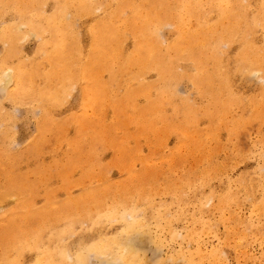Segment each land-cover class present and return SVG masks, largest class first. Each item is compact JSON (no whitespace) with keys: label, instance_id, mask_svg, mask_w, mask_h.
I'll return each instance as SVG.
<instances>
[{"label":"rangeland","instance_id":"rangeland-1","mask_svg":"<svg viewBox=\"0 0 264 264\" xmlns=\"http://www.w3.org/2000/svg\"><path fill=\"white\" fill-rule=\"evenodd\" d=\"M160 1L133 0L124 18L139 29L147 11L158 13L163 18L158 35L167 45L179 32L169 11L180 10L182 2ZM38 2L36 10L51 17L39 30L22 24L13 5L3 7L0 2V63L13 69L6 88L16 91L13 99L0 85V192L10 187L19 193L0 199V264H59L57 247L75 254L82 245L120 236L122 221L105 216L104 222L97 220L109 212L112 199L122 195L141 210L142 223L134 237L143 257H136L137 264H264V27L260 22L254 26L261 17L264 23L263 0H239L230 23H220L217 7L211 9L203 0L200 17L210 31L216 35L233 25V39L222 45L220 69L204 88L192 81L198 71L195 61L178 57L176 69L184 76L173 85V100L164 99L157 111L159 119L155 113L139 118L133 101L125 100L129 90L141 91V81L130 77L139 73L138 64L130 67L131 74L117 76L111 96L102 97L97 112L84 93L94 88L95 78L109 81L108 70L98 67L69 89L64 52L56 43L62 33L54 13L58 0ZM95 2L92 13L74 23L76 47L87 63L93 53L91 27L118 7L116 0ZM18 24L21 29L14 32L16 43L11 46L3 30ZM186 26L190 33L198 28L196 13ZM122 32L124 55L131 54L135 29L123 27ZM250 42L260 66L239 59ZM206 66L214 70L212 61ZM142 80L164 88L155 69ZM157 88L150 90V99L157 98ZM142 93L133 97L140 110L148 102ZM185 104L191 107L186 116ZM82 115L90 120L79 126L76 120ZM153 119L158 129L151 127ZM9 176H17L20 184H9ZM102 196L101 206L97 199ZM76 200H81L80 213ZM58 231L64 234L60 240ZM36 240L34 247L28 245ZM47 247L54 250L52 255L44 254ZM85 251L84 262L96 264V254ZM105 261L125 264L121 259Z\"/></svg>","mask_w":264,"mask_h":264},{"label":"bare ground","instance_id":"bare-ground-1","mask_svg":"<svg viewBox=\"0 0 264 264\" xmlns=\"http://www.w3.org/2000/svg\"><path fill=\"white\" fill-rule=\"evenodd\" d=\"M1 1L3 4V7L5 5L7 6L13 5V8L19 13V15H21V18L23 19L21 23L24 25H27L30 29L39 30L43 26L44 22L46 23L51 22V19H50L51 17L48 18L43 15V11L36 10L37 2L39 0H0V2ZM163 1L164 0H162V2ZM179 1L182 2L180 10L174 11L173 9H171L169 11L174 16V17L171 16L172 19L175 18V21L178 22V25H179L178 35L172 43L170 42L169 44L164 45L163 41L165 40L162 39L164 37H161V35H158L159 26L163 22V18L159 16L158 13L154 15L150 11H147L145 14V21L142 22L141 26H139V29H137L135 28L134 25L131 24V21H129L127 17L124 18L125 8L126 7L131 8L133 4V0H116L118 7L115 10H113L109 14V16H107L105 20L101 21L100 23H96L94 26L91 27V33L93 35V42H94L92 45L93 53L90 55V58L88 60L89 62L87 63V62H82L81 52L76 47V44L78 42V36L74 31V27H75L74 23L76 22L77 18L80 15L84 16V15L91 14L94 6L96 5V2L95 0H58L57 7L54 13H56L55 19L58 21L59 23L58 25H60L59 29H61L62 33H60L61 36L59 35L58 39H56V43L59 41V44H60L59 49L62 52H64L62 56V60L66 63V66H67L65 74L67 77L69 89L71 88L73 84L76 83L78 79L90 78L88 76H93V70L95 72V70L98 67L102 68L103 70H108L111 74L109 81L103 82L99 78H95L96 81L94 82V88L92 86L93 89L89 90L91 92L87 90L84 93L89 98V100L92 102L94 106L92 107L96 108L100 106L102 97L111 96L110 95V93L112 92L111 86H113V84L117 82V78H118L117 76L127 74L128 72H130L131 74L130 67L133 64H138L139 65L138 68H140L139 73L134 74V75L131 74L130 77L131 79L141 81V83H139V88L141 89V91L139 92L140 93L143 92L142 94L143 95L146 94V96L148 97L147 106L145 108H142L141 110L138 108H135L136 106L134 105L133 97L136 93H139L136 90H132V89L129 90L128 94L125 96V100L131 99V101H133L131 103V107L134 108L135 112L140 114L138 116L139 118L142 117L143 119H145L151 115L150 113H155L154 118L159 119L156 116L157 111L163 106L164 99H168V102L173 100L174 93H175V89H173L174 88L173 85L181 77L184 76L180 74L176 69L177 62L179 60L178 57L185 56L195 61V64L197 65V69H198L196 75H192V81L195 85H201L202 88H204L205 86H210L208 83L213 82L215 74H216L215 70L216 68L220 69V63L222 61V54L225 52L224 48H222V45L223 44L226 45L230 41V39H233L232 31L235 32V28H233V25L231 28L227 26L219 34L215 35L214 33L210 31V27L207 25L206 19L200 17L203 15L201 13V9L203 6L202 5L203 0H195V4H196L195 6L192 0H179ZM205 1L210 4L211 9H212V6L217 7L220 23L221 22L223 23L224 21L225 22L228 21L230 23L231 18L236 17L233 13L234 9L240 7L239 0H205ZM262 3L263 4L261 7V10H262V14L264 15V0ZM39 4L40 2H38V5ZM136 10L137 12H139L140 9L138 8ZM195 13L198 17V28L195 29L194 32L190 33L189 31L190 29L187 28L186 23L189 17L194 16ZM28 14L29 16H27ZM262 19L263 17L258 18L257 21H254V26L260 22L259 24H261V26L264 27V23H262ZM119 21H122V23L119 24L118 23ZM203 21L205 23H203ZM134 23L137 24L136 21H134ZM131 26L135 29L134 36L136 40V48L134 52H132L131 54L124 55L123 49L121 47V36L123 33L122 28L131 27ZM17 29H21V26L19 24L4 27L3 33L5 34L6 43L8 42V44H11V46L14 43H16L14 32H16ZM242 39L244 40V38ZM251 45L250 46L245 45L243 47L242 53L239 59L244 64L246 63L248 64L250 62L252 66L253 65L260 66L262 65V63H261V59L258 57L259 54L257 55L254 53V49H253L254 47L253 45L252 46ZM261 49H262V52L264 53V48H261ZM207 61H212V65H214L213 71H208V67L206 66ZM4 63H0V85L2 86L4 85V88L6 89V95L10 94L8 96L15 99L16 97L14 96V93L16 91H11L10 89H12V87L6 88V86L11 82V74L12 72L14 74V71L10 67L5 68ZM151 69H155L159 72L160 82L164 85V88L162 90L157 88L158 86H156L155 84H147L142 80L143 75L148 70H151ZM17 70L18 69L16 68V71ZM15 85L16 87H19V84L15 83ZM4 88L2 91L3 93L5 90ZM152 88H157V91H158L157 98L155 100L150 99L149 93H151L150 90ZM189 108H191L190 105L185 104V108L182 109L185 116H186L185 111H189ZM96 112H97V108H96ZM98 115L99 113L93 116H98ZM89 120H90V117H88L87 115H82V117H80V119L78 118L76 121L78 122L79 126H84L87 124ZM149 122L153 129H158L156 127V120L153 119V120H150ZM141 131H144L147 133V130L145 129H141ZM99 134L101 133L99 132ZM102 134L103 135L106 134V131L102 130ZM191 134L193 133L191 132ZM191 134L189 132L185 133L186 137L188 136L189 139H194V136H192ZM8 180H9L8 181L9 184H12V185L20 184L19 183L20 181L18 180L17 176H9ZM100 192L103 193L105 191L100 190ZM9 194L19 195L18 192L10 190V187L4 188L3 191L0 192V199L1 198L3 199L4 197L7 198ZM94 196L95 194L91 195L92 198ZM11 199H14V198H11ZM97 201L100 203L99 205L101 206L102 204L105 203L103 196L100 197V199H97ZM65 204L67 205V202L64 203V205ZM74 204H75V207L78 209L76 210V212L79 211L80 213L81 212V209H80L81 200L74 201ZM109 204H110L109 207L111 208L109 212L106 214H103L100 217V220H97V221L98 222L100 221V223H102L104 222L105 218H107L108 220L115 219V220L122 221L124 223V229L120 232V236H117L114 239H102L100 241L101 242L100 245L98 244H91L89 246L82 245L78 251L79 254L77 252H75V254L72 253V251H70V249L66 248L65 246L57 247V253L62 258V262L60 261L61 263L59 264H86L82 256L85 257L86 254H84V251L88 250V248L91 249L93 254H96L97 257L95 258L98 259V262L96 264H102L101 263L102 260H104L103 264H110L109 261H105V258L106 259H121L122 261H124L125 264H137L136 257L137 256L143 257L140 254V250H142V247L139 248L138 247L139 244L138 246L136 245V242H135L136 239L134 237L135 233L138 232L137 231L139 228L138 226H140L142 223L140 219L141 210H138L137 206H131V204H129L128 198L124 197L123 195L120 199H115V200L112 199V201ZM103 216H105V218H102ZM78 218L83 219V218H80L79 216ZM24 219L28 220L29 214H26L24 216ZM79 219H75L72 222H75ZM71 226L72 225H69L70 228L68 230L72 229ZM39 232H41V230ZM57 235L60 240L61 236H63L64 234H62L61 231H58ZM54 236H56V234ZM5 238L6 236L2 235V239H5ZM101 238H104V237H101ZM37 242L38 241L36 240L35 243L33 242L34 244L31 245L30 243L28 245L31 247H34L35 245H37ZM36 248L37 247H35V249ZM43 252L44 254L47 255V253L51 254L52 252H54V250L50 247H47V249H45V251ZM57 253L55 255H57ZM45 257H47V260H48L49 257L48 256H45ZM53 258L54 257L52 256V258H49V259L54 260Z\"/></svg>","mask_w":264,"mask_h":264}]
</instances>
